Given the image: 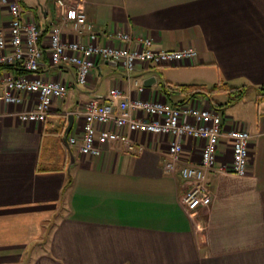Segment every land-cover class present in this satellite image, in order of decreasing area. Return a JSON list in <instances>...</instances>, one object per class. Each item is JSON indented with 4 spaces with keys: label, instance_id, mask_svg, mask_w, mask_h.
<instances>
[{
    "label": "crops",
    "instance_id": "obj_1",
    "mask_svg": "<svg viewBox=\"0 0 264 264\" xmlns=\"http://www.w3.org/2000/svg\"><path fill=\"white\" fill-rule=\"evenodd\" d=\"M18 1L22 19L40 29L39 74L64 82L67 94L43 122L18 119L17 111L33 105L28 95L22 93V107L0 98V264H264V100L257 99L264 85V0H64L84 9L101 44L120 46L116 33L127 32L150 37L154 49L198 53L193 61L138 65L130 78L120 64L97 57L85 86L77 85L74 65L49 61L54 27L65 40L77 38L56 0ZM9 23L0 0L6 39ZM216 82L246 86L244 97L227 106L222 91L212 95L215 104L196 97L224 123L250 131L248 167L244 175L221 170L231 161L221 138L218 162L206 173L210 201L193 212L181 201L188 184L164 168L169 137L136 132L140 149L109 143L88 157L68 142L81 128L74 116L68 144L63 140L67 115L89 98L105 100L112 87L128 98L169 101L165 84L181 99L177 84ZM201 143L185 138L183 160L198 162Z\"/></svg>",
    "mask_w": 264,
    "mask_h": 264
},
{
    "label": "built area",
    "instance_id": "obj_2",
    "mask_svg": "<svg viewBox=\"0 0 264 264\" xmlns=\"http://www.w3.org/2000/svg\"><path fill=\"white\" fill-rule=\"evenodd\" d=\"M1 4L10 15V23L9 38L0 34V66H18L24 72L16 75L3 71L0 74V98L8 104L21 106L24 104L22 93L28 95L33 105L29 107L28 102L26 108L17 111L18 119L43 122L53 102L66 96L67 85L39 74L44 54L39 41L40 29L35 21L22 19L19 1L1 0ZM56 5L58 14L65 24H71L77 38L65 40L60 29L54 27L47 48L49 61L53 65L63 62L74 65L79 86L87 84L97 57L120 64L127 78L138 65L193 61L197 57L198 53L192 47L154 49L150 37H135L127 32L116 33L117 39L123 42L120 46L101 44L82 7L67 5L64 0H56ZM6 47L9 51L3 52ZM133 83L140 93L145 91L144 85L137 80ZM72 114L81 121V128L79 133L68 137V142L78 144L79 154L88 157L101 154L109 143H120L126 152L140 149L133 141L136 132L169 137L164 168L188 184L181 193V201L192 212L210 201L206 173L218 162L221 138L226 139L231 151V161L222 164L221 170L244 175L248 167L250 131L242 124L224 123L218 110L202 105L197 97L176 105L168 100L128 98L118 87H112L105 100L89 98ZM185 138L202 141L196 163L182 158Z\"/></svg>",
    "mask_w": 264,
    "mask_h": 264
},
{
    "label": "trees",
    "instance_id": "obj_3",
    "mask_svg": "<svg viewBox=\"0 0 264 264\" xmlns=\"http://www.w3.org/2000/svg\"><path fill=\"white\" fill-rule=\"evenodd\" d=\"M8 67H12V65L6 66V68ZM167 86L170 87L168 84H165L162 88V91L166 94L169 101L176 105L183 104L186 101H189L192 97H196L198 95L208 96L212 104H215V101L212 99V95L218 91L226 92L227 99L225 103L232 104L240 101L246 93V86L244 85L233 86L227 84L226 82H216L210 88H206L203 85L186 83L175 85V87L178 88L179 93H183L184 95V97H182L181 99H175L174 97L170 96ZM257 99L258 102L264 100V85H260L257 87Z\"/></svg>",
    "mask_w": 264,
    "mask_h": 264
},
{
    "label": "water",
    "instance_id": "obj_4",
    "mask_svg": "<svg viewBox=\"0 0 264 264\" xmlns=\"http://www.w3.org/2000/svg\"><path fill=\"white\" fill-rule=\"evenodd\" d=\"M113 62L116 63L115 61H113ZM73 121H74V115L72 113L68 114L67 115V125L63 131V136H62L66 145L68 144L67 137H68L69 131L72 127ZM70 156H71V159L73 160L74 157H73L72 152H71Z\"/></svg>",
    "mask_w": 264,
    "mask_h": 264
},
{
    "label": "rangeland",
    "instance_id": "obj_5",
    "mask_svg": "<svg viewBox=\"0 0 264 264\" xmlns=\"http://www.w3.org/2000/svg\"><path fill=\"white\" fill-rule=\"evenodd\" d=\"M187 69H190V67L187 68ZM209 84H211V83H209ZM208 86L211 87V85H208ZM221 93H222L223 97L226 98L227 93H226V92H223V91H222ZM226 99H227V98H226ZM225 101H226V100H225ZM207 102H210V101L208 100ZM224 104H225V105H224ZM224 104H223L224 106H227L226 103H224ZM224 109H226V108L224 107Z\"/></svg>",
    "mask_w": 264,
    "mask_h": 264
}]
</instances>
